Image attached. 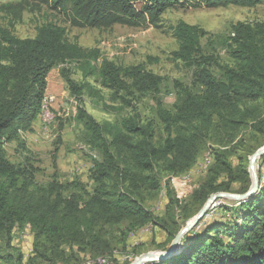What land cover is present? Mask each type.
Segmentation results:
<instances>
[{
    "label": "trees",
    "instance_id": "obj_1",
    "mask_svg": "<svg viewBox=\"0 0 264 264\" xmlns=\"http://www.w3.org/2000/svg\"><path fill=\"white\" fill-rule=\"evenodd\" d=\"M62 12L76 27L110 28L115 24L161 28L162 14L184 3L207 8L229 5L251 7L264 0H37ZM237 22L231 26L232 65L206 54L201 45L205 31L179 20L167 26L177 41L175 59L192 69V86L175 82L176 99L167 107L159 96L162 79L144 64L122 65L101 56L98 47L85 48L69 41L64 25L46 21L36 27L33 37L16 36L0 26V258L5 264H35L41 260L64 263V246L72 252L101 249V228L124 220L146 222L151 214L141 201L142 190L156 192L165 175L188 170L203 144L217 139L224 149L238 144L244 131L264 132V43L262 30ZM74 62L80 73L75 80L62 68L71 93L95 95L90 80L111 91L121 108L132 109L116 124H100L83 108L77 117L102 160H94L93 187L86 192L70 183L72 192L55 181L40 184L34 168L13 163L6 154L12 141L24 148L22 133L31 132L38 119L50 71ZM218 66L217 73L210 70ZM154 99L153 117H142L136 102L143 96ZM102 98V97H101ZM160 126V133L157 127ZM224 149L214 151L209 176L188 199L177 205L190 215L208 196L229 189L237 180ZM264 161V154L262 155ZM228 181H217L219 173ZM249 173L244 170V181ZM257 191L238 203L225 206L230 214L202 218L198 229L183 237V250L163 260L144 264H264V173L259 171ZM245 182V183H246ZM246 186L241 189L245 192ZM178 203V204H177ZM192 212V213H191ZM171 216V215H170ZM173 229L177 222L172 220ZM166 228V227H164ZM29 229L32 248L29 257L14 244L16 231ZM66 247V248H67ZM97 253V254H98ZM62 257V260L56 258ZM26 260V263H25ZM161 261V262H160Z\"/></svg>",
    "mask_w": 264,
    "mask_h": 264
},
{
    "label": "rangeland",
    "instance_id": "obj_2",
    "mask_svg": "<svg viewBox=\"0 0 264 264\" xmlns=\"http://www.w3.org/2000/svg\"><path fill=\"white\" fill-rule=\"evenodd\" d=\"M179 20L204 29L205 35L201 38L202 48L206 54L220 63L230 65L233 63L228 44L231 43V26L237 22L253 26L259 24L258 27L262 30L259 38L264 43V3L251 7L229 5L217 8L184 3L169 8L162 14L161 28L151 25L132 27L119 24L110 28H92L72 26L66 21V16L62 12L50 9L37 0H0V26L11 28L18 37H33L38 25L46 21H54L65 26L69 41H75L85 48L98 47L102 57L122 65L144 64L162 79L159 96L167 107H171L176 99L175 82L187 86L193 84L192 69L172 55L178 44L166 28ZM62 68L69 70L71 78L75 80L80 78L74 62L68 61L50 71L41 113L34 122L32 131L21 135L24 148L12 141L5 146L6 154L13 163L32 165L35 179L40 184L47 185L55 181L64 188V192L66 190L72 192L70 183L76 182L81 184L86 192H90L93 187L91 179L93 159L101 161L102 155L98 149L91 146L88 133L77 117L78 108H83L100 124H116L122 116L132 113V109L121 108L118 98H114L110 90L102 87L99 82H94L93 79L90 82L97 93L93 96L84 94L79 100L71 93L61 73ZM210 70L217 73L219 69L213 63ZM45 103H50L54 113L53 118L44 116ZM136 106L142 117L154 118L152 111L155 102L151 96H143L136 102ZM157 128L160 133V126ZM244 133L240 143L230 144L225 149L220 146L221 143L217 139L207 140L195 163L188 170L163 176L161 186L156 192L142 190L141 201L149 210L150 219L141 223L124 220L113 226H103L101 249L106 252V256L99 255L98 252L97 254L92 251H79L77 248L72 252L64 246V255L68 259L61 264H97L99 261L100 264H135L140 260L144 261L140 264H144L156 261L153 257L172 245L178 232L192 221L210 195L215 193L228 196L215 197L203 216L183 233L180 242L183 241L185 234L200 227L199 221L202 218L208 220L222 214L230 216L225 206L235 202L240 203L232 195L244 193L240 190L246 186V183L247 190L251 187L253 173L258 177L259 171L264 173L263 154L255 157L253 169L250 165L252 155L264 147V132H254L247 128ZM219 148L224 149L225 160L238 179L229 182L228 190L210 194L201 208L193 214L185 215L187 213L178 205L173 209V199L179 205L182 204L209 176L210 168L214 164V151ZM244 170L249 173L248 182L244 181ZM216 178L217 181L222 182L229 180L226 172L219 173ZM172 220L177 222L175 229ZM14 244L22 250L27 259L32 248V234L29 229L16 231ZM0 253H4L1 248ZM56 259L62 260V257ZM0 264H5L1 258ZM35 264L53 263L39 260Z\"/></svg>",
    "mask_w": 264,
    "mask_h": 264
},
{
    "label": "water",
    "instance_id": "obj_3",
    "mask_svg": "<svg viewBox=\"0 0 264 264\" xmlns=\"http://www.w3.org/2000/svg\"><path fill=\"white\" fill-rule=\"evenodd\" d=\"M262 154H264V147L262 149L256 151L252 155L251 161H250V165H251L252 169H253V161L255 159V156H260ZM258 186H259V177L255 173H253V183H252L251 187L244 193L234 194L232 196L235 197L236 199H238L240 202H242L245 199H247L248 197H250L251 195H253L257 191ZM217 196H228V195H225L222 193H215V194L210 195V198L208 199V201L204 204V206L200 209V211L196 214V216L192 219V221L190 223H188V225L184 229H182L178 232V234L176 235L172 245H170L167 249L159 252V254H157L153 257V259L154 260H163L165 258H169L171 256L179 254L184 248L183 242H180L183 233L189 227H191L193 224H195V222L198 221L201 218V216H203V214L205 213L209 204ZM229 197H230V195H229ZM141 262L143 263L144 261L140 260V261L136 262L135 264H140Z\"/></svg>",
    "mask_w": 264,
    "mask_h": 264
},
{
    "label": "built area",
    "instance_id": "obj_4",
    "mask_svg": "<svg viewBox=\"0 0 264 264\" xmlns=\"http://www.w3.org/2000/svg\"><path fill=\"white\" fill-rule=\"evenodd\" d=\"M43 110H44V116H51V118L54 117V113H53V110H52V108L50 106V103H45L44 107H43ZM25 257H26V255H25Z\"/></svg>",
    "mask_w": 264,
    "mask_h": 264
},
{
    "label": "bare ground",
    "instance_id": "obj_5",
    "mask_svg": "<svg viewBox=\"0 0 264 264\" xmlns=\"http://www.w3.org/2000/svg\"><path fill=\"white\" fill-rule=\"evenodd\" d=\"M41 110H42V106H41ZM41 113V112H40ZM45 117H47V116H45ZM43 119V118H42ZM51 119V118H50ZM48 120V119H47ZM52 121V120H51ZM50 121V122H51ZM256 157V156H255ZM97 264H100V261L99 262H97Z\"/></svg>",
    "mask_w": 264,
    "mask_h": 264
}]
</instances>
